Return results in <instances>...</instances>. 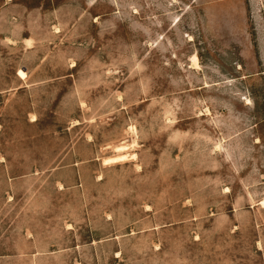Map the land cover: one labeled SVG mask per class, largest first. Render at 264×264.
I'll use <instances>...</instances> for the list:
<instances>
[{
  "label": "rangeland",
  "instance_id": "374dc122",
  "mask_svg": "<svg viewBox=\"0 0 264 264\" xmlns=\"http://www.w3.org/2000/svg\"><path fill=\"white\" fill-rule=\"evenodd\" d=\"M0 264H264V0H0Z\"/></svg>",
  "mask_w": 264,
  "mask_h": 264
},
{
  "label": "bare ground",
  "instance_id": "6f19581e",
  "mask_svg": "<svg viewBox=\"0 0 264 264\" xmlns=\"http://www.w3.org/2000/svg\"><path fill=\"white\" fill-rule=\"evenodd\" d=\"M128 148V146L126 145H119L117 146V151H122L120 152L118 155L114 156V157H108L106 159V162H111V161H114V162H117V161H121V160H124L127 158V155H126V152H124L126 149Z\"/></svg>",
  "mask_w": 264,
  "mask_h": 264
}]
</instances>
